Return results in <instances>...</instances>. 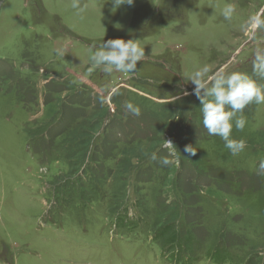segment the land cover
Here are the masks:
<instances>
[{"label":"rangeland","instance_id":"obj_1","mask_svg":"<svg viewBox=\"0 0 264 264\" xmlns=\"http://www.w3.org/2000/svg\"><path fill=\"white\" fill-rule=\"evenodd\" d=\"M72 2L0 0V264H264V104L234 157L188 82L208 66L264 85V0ZM114 39L145 48L131 77L92 68Z\"/></svg>","mask_w":264,"mask_h":264},{"label":"clouds","instance_id":"obj_2","mask_svg":"<svg viewBox=\"0 0 264 264\" xmlns=\"http://www.w3.org/2000/svg\"><path fill=\"white\" fill-rule=\"evenodd\" d=\"M133 3L134 0H113L115 8L124 4L132 6ZM71 7L79 8V0H73ZM234 11L233 5H226L222 14L226 20H231ZM249 27L253 31L264 30V19L259 15L253 16ZM144 49L138 40H108L102 43L98 50L93 51L90 57L92 68L100 69L109 75L116 72L131 77L137 72V64L146 58ZM58 54L64 55L63 51ZM253 72L260 79H264V50L259 48L253 61ZM188 82L194 85L192 94L202 105L203 127L209 135L219 136L232 156H239L247 144L244 140L237 141L232 138L233 127L243 131L247 123L243 115L245 108L253 103L264 104V85L258 84L241 72L218 71L213 74L208 66L191 73ZM184 95L188 93L184 92ZM125 108L132 115H140V109L131 103H126ZM164 146L173 152L177 151L170 140H164ZM184 152L189 156L196 155V151L190 146H186ZM153 159H156L155 154ZM161 163L167 166L170 161L164 158ZM258 174L264 175V161L259 163Z\"/></svg>","mask_w":264,"mask_h":264}]
</instances>
